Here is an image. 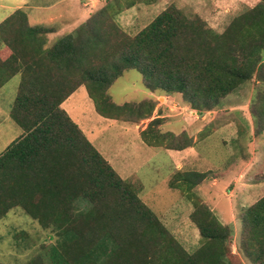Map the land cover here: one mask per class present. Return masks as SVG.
Instances as JSON below:
<instances>
[{
  "label": "trees",
  "instance_id": "16d2710c",
  "mask_svg": "<svg viewBox=\"0 0 264 264\" xmlns=\"http://www.w3.org/2000/svg\"><path fill=\"white\" fill-rule=\"evenodd\" d=\"M140 1L151 2L107 0L50 46L47 33L54 30L29 24L22 7L0 23V88L20 73L10 116L22 129L0 154V220L21 207L54 233L55 242L26 264H264V195L241 215L235 254L232 228L194 192L207 173L179 170L170 186L188 194L201 240L190 252L62 107L85 85L102 116L135 110L107 92L125 70L140 72L149 91L182 94L200 114L256 80L252 115L264 129V0L223 32L171 4L130 35L115 18ZM149 106L144 113L138 107L141 119L152 115ZM159 119L142 131L146 141L155 142L150 130Z\"/></svg>",
  "mask_w": 264,
  "mask_h": 264
},
{
  "label": "rangeland",
  "instance_id": "374dc122",
  "mask_svg": "<svg viewBox=\"0 0 264 264\" xmlns=\"http://www.w3.org/2000/svg\"><path fill=\"white\" fill-rule=\"evenodd\" d=\"M106 2L0 0V23L22 7L28 15L29 24L45 25L54 30L47 33L46 44L50 46L60 36L74 33ZM258 2L158 0L149 6L142 2L137 9L121 10L115 19L119 24L129 25V31L121 27L134 35L164 8L174 4L190 18L198 15L209 27L223 32L237 15ZM83 10L89 16L82 15ZM2 53L9 52L2 50ZM20 82L21 75L17 73L0 88V154L22 133L21 127L10 116ZM257 85L261 84L256 80L243 84L227 95L219 106L200 114L182 94L149 91L140 72L125 70L107 92L118 105L128 103L135 110L129 106L120 110L115 118L102 116L85 85L65 100L62 107L190 252L201 244L199 230L189 218L193 203L188 194L172 188L170 181L179 170L206 172L207 178L194 192L224 224L232 228L231 246L238 254L241 253V215L264 195V129L259 130L258 122L252 115ZM151 103L154 105L152 115L141 119L138 107L143 106L144 113ZM158 117L159 121L152 124L149 138L155 142H148L142 131ZM55 240L50 229L43 228L21 207H15L0 220V263L26 264L43 246ZM243 261L253 264L246 258Z\"/></svg>",
  "mask_w": 264,
  "mask_h": 264
},
{
  "label": "crops",
  "instance_id": "0c3cea01",
  "mask_svg": "<svg viewBox=\"0 0 264 264\" xmlns=\"http://www.w3.org/2000/svg\"><path fill=\"white\" fill-rule=\"evenodd\" d=\"M158 0H151V2L150 3H147V2H145V1H142L144 4H145V6H149V5H151V4H153V3H156ZM141 1L140 2H136V4H134L133 6H130L129 8H125L124 10H126V9H132V8H134V9H137V5L139 4V3H142ZM139 9V8H138ZM165 9V8H164ZM87 14V16H89V13H86L84 10H83V12H82V15H86ZM121 24V23H120ZM124 25V26H123ZM121 24V26L122 27H124L127 31H129L128 30V27H129V25H127V24ZM234 108V107H233ZM255 185V184H254ZM255 187H253V188H250L249 190V192H251L253 189H254Z\"/></svg>",
  "mask_w": 264,
  "mask_h": 264
}]
</instances>
